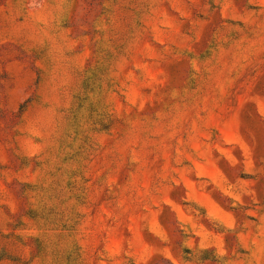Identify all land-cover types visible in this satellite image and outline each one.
Here are the masks:
<instances>
[{
    "label": "rangeland",
    "instance_id": "obj_1",
    "mask_svg": "<svg viewBox=\"0 0 264 264\" xmlns=\"http://www.w3.org/2000/svg\"><path fill=\"white\" fill-rule=\"evenodd\" d=\"M0 264H264V0H0Z\"/></svg>",
    "mask_w": 264,
    "mask_h": 264
}]
</instances>
